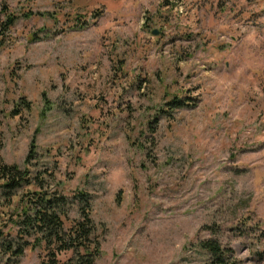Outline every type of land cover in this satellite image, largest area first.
<instances>
[{"label":"rangeland","instance_id":"obj_1","mask_svg":"<svg viewBox=\"0 0 264 264\" xmlns=\"http://www.w3.org/2000/svg\"><path fill=\"white\" fill-rule=\"evenodd\" d=\"M3 3L0 156L93 197L96 264H208L213 238L264 264V0ZM17 203L0 264H40L3 251Z\"/></svg>","mask_w":264,"mask_h":264},{"label":"trees","instance_id":"obj_2","mask_svg":"<svg viewBox=\"0 0 264 264\" xmlns=\"http://www.w3.org/2000/svg\"><path fill=\"white\" fill-rule=\"evenodd\" d=\"M2 8L0 52L8 47L11 30L19 19L7 4L3 3ZM183 99L192 98L175 96L168 105L172 109L188 108L190 104ZM31 157L32 154L28 163ZM46 176L50 177L48 170L31 173L6 164L0 156V205L13 208L18 199L14 215L19 218L13 222L17 232L8 235L12 240L3 244V251L19 257L27 249L37 247L42 251L40 264H96L102 254V241L92 216L93 197L83 190L70 194L61 191L59 186L51 190ZM51 177L53 179L54 175ZM31 187L38 192L29 193ZM206 229L215 236L213 227ZM200 248L209 254L208 264H241L235 251L217 239L202 241Z\"/></svg>","mask_w":264,"mask_h":264},{"label":"water","instance_id":"obj_3","mask_svg":"<svg viewBox=\"0 0 264 264\" xmlns=\"http://www.w3.org/2000/svg\"><path fill=\"white\" fill-rule=\"evenodd\" d=\"M154 35H157V32H155Z\"/></svg>","mask_w":264,"mask_h":264}]
</instances>
